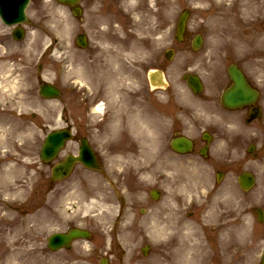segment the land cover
Instances as JSON below:
<instances>
[{
	"label": "rangeland",
	"instance_id": "obj_1",
	"mask_svg": "<svg viewBox=\"0 0 264 264\" xmlns=\"http://www.w3.org/2000/svg\"><path fill=\"white\" fill-rule=\"evenodd\" d=\"M99 1L101 0H84L82 2L84 13L80 18H74L66 7L49 0H35L32 5L30 15L33 17V25L37 26L34 30L31 29L29 38L22 45L28 43L33 49L22 47V52H25L27 48L26 55L33 52H39L36 53L38 56L42 53L44 55L45 49L42 45L49 44V50L46 51L45 58H42L45 64L42 78L54 81L61 86L64 94L60 101L47 102L38 98L39 113L36 111L38 116H35V120L31 118L32 111L21 106L23 111H28L23 114L25 121H21L25 126L30 125L29 130H21L23 125L20 124L19 119L15 120V126L10 128L11 124L6 121L8 117L12 118L14 115H9L8 112L5 118H2L6 123L0 121V161L3 163L14 160L16 164L11 166L14 169H11L10 175L7 174V176L6 168L3 169L0 165V260L3 258L1 264H12V262L17 264L16 260H12V254H9L11 251L3 252L12 248L17 241L21 242L16 243L17 246H24V241L18 240L21 233L39 235L36 244H39L41 248L36 260L42 264L43 252L48 251L42 245L51 230H64L75 225L91 229L95 249L100 255L115 254L116 256L111 260L114 259L116 264H164L168 249L176 247L174 242L177 241L178 234H172L174 228V224H171L172 219L169 218L171 221L168 222L161 210V205L163 203L166 205L170 198L165 197L166 200L160 198L158 202L150 200L149 203L140 199L153 184L163 189L161 175L154 179L158 173L155 170L150 172L153 174L152 184L147 183L146 179H140L131 174L127 175L128 181L121 184L118 182L120 171L114 173V183L111 182L110 177L102 178L97 173L88 172L77 166L76 172L69 180L56 184L57 199L53 214L57 224L55 227H50L52 207L48 189L53 183L48 180V166L42 164L38 158L39 146L45 134L53 127L60 128L70 124L75 130V139L87 136L96 144L102 142L100 139L105 141L106 138L101 134L100 126H98L102 115L90 112L93 100L88 102L90 98H87V102H84L81 98L83 88L90 93L94 91L93 96L96 99L102 95L97 89L102 90L104 81L108 79L111 89L119 91L116 92L113 102L120 97V105H117V108L124 117L123 109L127 107L124 104L129 95H134L137 102L136 105L133 104L135 106L132 109L133 113L142 110L154 112L161 107L163 111H169L168 107L180 106L178 100L182 98V95L189 96V89L184 85L182 76L186 73H198L200 68L209 69V71L211 69L210 76H215L218 69L225 75V67L231 61L242 63L246 60V66L259 64L253 66V69L264 76V30L262 27L264 0H250L249 3L245 0H102L104 1L103 9L99 6ZM186 8L191 11L188 39L180 43L175 39V28L179 14ZM119 9L124 13L118 11ZM141 18L142 22L137 25ZM108 24L112 26L110 33L113 36L108 35L105 40L104 28H107ZM79 33H85L90 38V44L86 50L76 46L75 38ZM196 33L204 36L206 45L200 52L193 53L189 42ZM6 37L5 31H0V42H6ZM100 40L106 44L103 45L102 58L99 64L92 65L88 60V52L101 49L98 46ZM153 40L157 41V45H152ZM113 42V49H110L113 54H110L108 60L106 50ZM169 48L175 51L172 60H168L164 54ZM29 49L32 52L28 51ZM51 50L55 56L48 55V51ZM9 55L7 53L5 58L8 59ZM13 57L16 59L17 55ZM30 58L31 55H28V59ZM37 58L34 56L33 61ZM112 60L120 63L119 68L112 67ZM156 68L164 71L168 88L151 92L148 89V75L151 69ZM248 68L250 69V66ZM97 75L103 81V86L101 82L98 83ZM70 82L71 84L67 85ZM90 82L94 87L92 89L85 87V84L90 85ZM72 88L78 92L74 93ZM184 88H186L185 92H183ZM163 95L165 99L167 97L166 105H163L161 101ZM3 102H5L4 99ZM67 102L70 103L69 110L65 107ZM61 112L63 122L58 123V120L54 123L53 117L57 115L58 118ZM133 116L138 126L139 115ZM32 117L34 118L33 115ZM31 122L35 123L30 124ZM150 123L154 126L152 122ZM14 128L16 131H12ZM137 135L139 137L136 138L140 139V142H146L148 136L145 137L142 131ZM16 142L24 143L23 147L17 148L19 151L32 155V159L27 163L25 159L14 154L17 151L15 149H12V152H4L7 147H14ZM153 144L158 148L167 147L166 142ZM26 147V151H23L22 148ZM6 154H8L7 157ZM139 154L145 155L144 152H138L135 149L136 161H139ZM133 165L147 168L142 160ZM203 166L210 165L203 163L196 154L179 157L178 162L170 160L167 183L168 186H172L170 189L173 194L170 193V195L176 202V208L179 209L174 210L173 213H184L187 218L190 217L189 212L199 214L193 203L191 205L187 203L189 200L194 202L197 197L185 200V198L182 199L183 196L176 198L175 194L181 183L193 184V167L202 172ZM176 170H179V174L175 175L180 178H174L171 174ZM204 174H206L205 171L201 176ZM38 175L39 181L36 180ZM196 177L198 181L199 174ZM123 185H127L131 193H124L125 202H120L119 193ZM35 187L39 189L38 194L33 192ZM60 192H68L67 202L59 197ZM30 201L38 202L40 209L33 208L29 212L20 206ZM145 207L149 210H147L148 213L141 211V208ZM168 213L169 217L172 216L171 211ZM183 219L188 220L184 217ZM192 221L199 223L198 219ZM30 226L34 231L28 229ZM15 228L17 229L14 232ZM24 230L28 233L23 232ZM11 233L13 238H6L11 236ZM147 244L150 248L144 255L142 247ZM188 247L190 246L185 245L184 250H188ZM24 252V257L28 258L27 264H29L32 256L27 252L30 251ZM196 257L202 261L200 254ZM236 261L239 260L236 259ZM219 262L221 263L222 260Z\"/></svg>",
	"mask_w": 264,
	"mask_h": 264
},
{
	"label": "flooded vegetation",
	"instance_id": "obj_2",
	"mask_svg": "<svg viewBox=\"0 0 264 264\" xmlns=\"http://www.w3.org/2000/svg\"><path fill=\"white\" fill-rule=\"evenodd\" d=\"M99 3V6L103 9L104 1L101 0ZM113 44L114 42L109 47L113 48ZM115 46L117 47V43H115ZM98 55H101V53H90L92 60ZM110 56L108 54V57ZM19 60V58L14 59L15 62ZM112 64L114 65L113 61ZM24 67L27 68L28 73L32 71L29 66L25 65ZM248 79L253 86L258 81H262L258 76L253 75ZM39 82V72L37 71L35 75L27 77L22 88L27 89L28 96L32 97L37 92ZM230 82L229 80L226 83L219 81L214 85V83L204 81L203 91L196 94L191 110V107H187L186 110L184 107L176 108L178 113L176 117L173 116L170 130H172V135L176 136L181 134L186 126L193 125L194 130L197 132L193 138L194 148L196 152L203 149L206 155L202 154L201 156L204 157L205 162L210 163V169L207 172L209 177L202 180L203 185H206L204 189L206 194L195 205L196 210L199 212L198 216L202 217L204 208L214 198V195L219 194L220 200H224L221 197V193H223L226 200V209L222 210L220 208L219 210L221 213L225 212L224 232L226 236L224 238L228 243V253L240 261H237L236 264H263L261 254L264 248V221H259L256 209H260L264 217V94L261 92V97L256 103V106L261 108L260 116L250 120V106L230 111L224 108L220 102L219 93ZM106 88L108 90L105 92V86L102 87L101 94L110 101L113 90L109 84L106 85ZM68 105L70 106V103ZM156 114L155 119L159 116L163 118L161 112ZM166 120L168 121V119ZM160 142H168V140L165 139ZM250 145L254 146L253 161H249V157H247V148ZM26 149L27 147L23 148V151H26ZM69 151H71V147ZM261 152L263 153L261 154ZM23 158L25 157L23 156ZM100 160L103 161L101 158ZM156 162H158L157 158ZM252 162H256L258 165L251 166L250 163ZM160 163H163V160ZM256 168L258 171H256ZM166 173L164 174L161 171L162 180H165L166 176L164 175ZM241 174H249L253 178L254 186L248 192L241 190V181L239 180ZM219 175L221 179H219ZM246 182L249 183L247 178ZM55 190V187H50V193L53 195L52 205H55ZM222 190H225V192ZM162 211L168 221L167 208H162ZM221 213H219V216ZM177 215L179 213H176ZM26 237L37 236L27 235ZM80 242H77L78 244L76 243L74 246L72 245L67 250L46 253L49 255L48 264H100L103 255H100L95 249L94 243L83 244ZM237 242H240V244H237ZM83 248L90 250L86 251ZM251 254L254 255L252 259L249 258ZM107 256L115 257L116 255L107 253ZM34 263L35 260H32L29 264ZM109 264H116V261L112 259Z\"/></svg>",
	"mask_w": 264,
	"mask_h": 264
},
{
	"label": "water",
	"instance_id": "obj_3",
	"mask_svg": "<svg viewBox=\"0 0 264 264\" xmlns=\"http://www.w3.org/2000/svg\"><path fill=\"white\" fill-rule=\"evenodd\" d=\"M67 1V0H65ZM74 1V0H73ZM186 14L182 17L181 22H180V27H179V34L181 35L182 32L184 31V27H185V22H186ZM232 75L234 76V80L237 84V87H239L240 89V94H245L243 96H240V101L241 102H246L251 100V97L253 95V92L249 89L246 88V84H245V79L243 77L242 74H240L238 71H232ZM70 134L69 132H65V131H61V132H57V133H52L48 136L45 146H44V154L46 155L48 153V156H50V154H56V152L58 151L60 145L65 142V139L67 137H69ZM187 144V147L191 145L190 142H185ZM74 162V159H68L66 160L63 164H61L58 167V177L64 176L65 173H67L70 169V167L72 166ZM60 168L62 170H60ZM65 171V173L60 174V172ZM77 236H88V233L85 231H81L78 229H73L68 235H63V236H59V242L60 243H64L67 244L72 238L77 237Z\"/></svg>",
	"mask_w": 264,
	"mask_h": 264
},
{
	"label": "bare ground",
	"instance_id": "obj_4",
	"mask_svg": "<svg viewBox=\"0 0 264 264\" xmlns=\"http://www.w3.org/2000/svg\"><path fill=\"white\" fill-rule=\"evenodd\" d=\"M140 22H142V18L139 20V22H137V25L140 23ZM160 38H162V36L160 37ZM152 45L153 46H155V45H157V41H152ZM104 108H105V106H104V104H102V103H100L98 106H97V108H96V113H98V114H103V112H104ZM139 124H138V126L139 127H141V128H143L144 129V131L148 134V135H151V134H153V131H151L150 129H152V126L151 125H147V122H146V120L143 118V117H141V116H139ZM178 228V227H177ZM176 228V229H177ZM178 233H180V229H179V232ZM196 235L198 236V230L196 231ZM183 237H189V235L188 234H185ZM184 239V238H183ZM185 240V242H189V239L188 238H186V239H184ZM183 256V255H182ZM188 259H194V255H191V256H189L188 254H186V256H183V264H187L188 263ZM12 264H15L14 262H12ZM188 264H192V263H188Z\"/></svg>",
	"mask_w": 264,
	"mask_h": 264
}]
</instances>
